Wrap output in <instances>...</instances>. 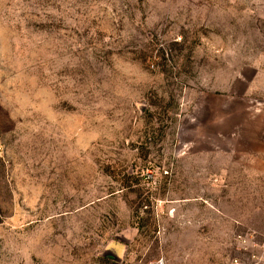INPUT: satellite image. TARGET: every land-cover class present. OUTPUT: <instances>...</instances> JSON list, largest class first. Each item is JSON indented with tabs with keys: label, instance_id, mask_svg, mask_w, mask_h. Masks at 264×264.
I'll use <instances>...</instances> for the list:
<instances>
[{
	"label": "rangeland",
	"instance_id": "1",
	"mask_svg": "<svg viewBox=\"0 0 264 264\" xmlns=\"http://www.w3.org/2000/svg\"><path fill=\"white\" fill-rule=\"evenodd\" d=\"M262 128L264 0H0V264H253Z\"/></svg>",
	"mask_w": 264,
	"mask_h": 264
},
{
	"label": "crops",
	"instance_id": "2",
	"mask_svg": "<svg viewBox=\"0 0 264 264\" xmlns=\"http://www.w3.org/2000/svg\"><path fill=\"white\" fill-rule=\"evenodd\" d=\"M260 132L263 133L262 138H264V130ZM234 146L226 152L231 161L233 160V164L224 169L219 178L240 181L242 183L239 184V187L237 185L238 189H243L244 191L246 189L251 190L250 196L253 194L261 195L260 191L262 190L264 192V139L260 138L258 141L249 142H235ZM243 195L244 193L241 196ZM262 211L261 209L254 208L250 211L251 213L259 214L257 221H253V219L251 222L248 219L247 221L243 219L236 220L237 225L244 233L240 237L242 241L259 243L264 240V217L260 214Z\"/></svg>",
	"mask_w": 264,
	"mask_h": 264
},
{
	"label": "built area",
	"instance_id": "3",
	"mask_svg": "<svg viewBox=\"0 0 264 264\" xmlns=\"http://www.w3.org/2000/svg\"><path fill=\"white\" fill-rule=\"evenodd\" d=\"M243 243L249 244L252 248L257 249V253L252 256L253 264H264V240L259 243H247V241L243 240Z\"/></svg>",
	"mask_w": 264,
	"mask_h": 264
}]
</instances>
